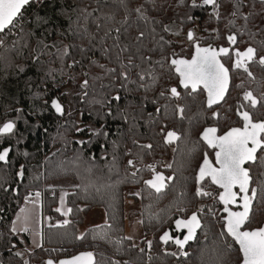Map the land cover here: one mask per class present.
Listing matches in <instances>:
<instances>
[{"label": "trees", "instance_id": "16d2710c", "mask_svg": "<svg viewBox=\"0 0 264 264\" xmlns=\"http://www.w3.org/2000/svg\"><path fill=\"white\" fill-rule=\"evenodd\" d=\"M217 3L210 8L202 0H196L198 6L193 0H43L25 6L14 34L0 43V126L16 125L14 134L0 138V150L11 148L5 164L0 162V264H20L25 257L70 258L86 251L95 256L94 264H239L238 247L215 210L216 198L196 195L205 149L198 134L213 124L202 92L182 100L184 108L195 111L193 120L178 118L166 125L158 110L171 102L169 91L177 81L169 63L173 25L189 29L197 24L213 35L253 31L256 0ZM85 9L91 13L87 19ZM235 19L244 22L241 31L233 29ZM224 21L230 27L223 30ZM233 78L222 106H232L236 91L238 101L243 94ZM85 80L87 87H82ZM54 98L64 106L61 118L50 108ZM170 131L179 139L168 145ZM164 159L170 167L164 168ZM154 172L173 175L161 193L145 184ZM63 180L74 186L51 185ZM255 187L248 230L264 223V185ZM130 188L139 195H126ZM62 190L71 209L67 224L57 211ZM35 192L43 195L48 226L45 247L30 251L27 231L14 233L12 223ZM127 198L139 205L143 238L137 244L125 235ZM95 208L103 210L106 223L79 234L84 215ZM194 212L202 227L184 250L187 257L171 255L180 250L163 247L158 238L177 218Z\"/></svg>", "mask_w": 264, "mask_h": 264}, {"label": "snow or ice", "instance_id": "6c2138e0", "mask_svg": "<svg viewBox=\"0 0 264 264\" xmlns=\"http://www.w3.org/2000/svg\"><path fill=\"white\" fill-rule=\"evenodd\" d=\"M32 3L37 5L42 4L43 0H0V33H4L6 29L10 30V26L14 27L15 23L22 15L21 10L25 6H29ZM123 4L124 0H120ZM203 5H209L213 8L218 7L217 0H202ZM260 3L264 5V0H260ZM193 6H198L196 0H193ZM139 13L141 9L137 8ZM85 12V19L91 15L87 10ZM235 15V13H233ZM146 19V17H142ZM38 21L40 18H37ZM247 19V17H245ZM99 27V25H97ZM167 30V29H166ZM119 32V29H117ZM143 36V33H140ZM193 33H188V39L192 40ZM230 44L236 43V36H228ZM2 43V41H0ZM118 46V45H117ZM63 54H67V49L63 50ZM230 51L228 48H220L219 50L213 48H196V53L191 60L185 59H173L171 61L175 71L180 76V84L184 88H190L192 92H196L200 86H203L204 91L207 93V106L211 108L213 105L220 104L225 101L226 94L229 89V69L221 63L218 59L220 56H228ZM236 59L233 63L234 69H242L249 77L253 76V73L249 69L250 63H258L259 66L264 68V56H258L257 50L253 47H248L243 52L236 51L234 53ZM129 59V65L132 66V58ZM125 79H127L126 73H121ZM143 79V75L140 77ZM87 81L85 80L82 87H87ZM170 93L172 97H178L179 93L176 88H171ZM163 95V93H161ZM119 99V97H115ZM244 102L237 110V115L243 121L242 128H232L226 134L217 136L216 128H207L203 132L201 139H203L210 148L217 149L215 156V163L219 167H214L213 164L205 155L203 164L199 168L197 175V184L199 185L206 177L211 179V183L218 185L223 189V192L219 195L220 202L224 205V211L227 213L225 218L224 230L228 236L239 246L240 259L239 264H264V226L253 229L245 230L244 226L250 220V214L253 210V201L257 197V189L250 187L252 177L250 171L244 165L251 162L255 163L258 159V150L264 151V121H254L251 112L244 109V106L255 109L258 104L264 103V97L257 98L251 91H245L242 96ZM51 107L55 109L58 114L63 115L64 110L62 105L56 100L51 101ZM183 113V109H179ZM216 116V113H213ZM16 125L13 121H8L0 126V138L7 135L14 134ZM82 131V129H78ZM179 137L174 132H168L165 136V143H173ZM144 147H151L146 145ZM10 148H3L0 150V161H7ZM129 166H134L133 161H128ZM151 167V166H150ZM170 167V165H169ZM135 175V173H133ZM167 181H171L172 177L165 178L159 173H155L152 179L146 180L145 184L148 188L153 189L156 193H161L167 186ZM234 188L239 189V193L233 191ZM242 194V195H241ZM139 195V193H136ZM197 196L211 195L209 192L203 191L201 188H197ZM39 198L40 193H36ZM241 203L240 211H232L229 209V205H236L237 198ZM63 203V196L61 197ZM182 210V209H181ZM61 212V209H57ZM71 212V209L61 212L62 215H67ZM28 222V218H25V223ZM15 223V222H14ZM68 221L65 220L64 224ZM63 226V225H58ZM175 227L177 231L186 230V234L183 238H173L168 232H165L161 236V241L167 244L172 241L180 250L178 253H170L171 255H178L187 257L188 253L184 251L185 245L189 241L193 240L196 235V230L201 227L200 219L194 212L187 219L176 220ZM15 233V226L12 228ZM23 231H28V228H23ZM80 237H78L79 239ZM151 246V242H149ZM15 247V245H13ZM16 256H22L23 253L16 252ZM24 264H28L25 260ZM45 264H53L52 259L45 261ZM60 264H93L92 253H83L79 256L73 257L71 260H62Z\"/></svg>", "mask_w": 264, "mask_h": 264}, {"label": "flooded vegetation", "instance_id": "af4514ba", "mask_svg": "<svg viewBox=\"0 0 264 264\" xmlns=\"http://www.w3.org/2000/svg\"><path fill=\"white\" fill-rule=\"evenodd\" d=\"M253 9L254 16H256V20L254 21V29L250 33L247 34H240L239 36L235 35L234 33H218V34H211L206 33L204 28H199L198 25H194L193 27L189 29H182L181 27L177 25H173L172 28H174L176 31H179V33H176V37H180V39L177 41L179 45H176L174 42V49L173 54L170 59H185L190 60L194 48L200 47V48H213V49H219V48H228L230 51V54L228 56L221 57V62L224 64L226 68L229 69L230 74V84H231V74L234 75L233 81H234V88L238 90H243V94L245 91H251L254 96L257 98L264 97V68L259 66L258 63H250L249 69L253 73L252 77H249L247 73H245L242 69H234L233 63L236 59L234 53L236 51L243 52L248 47H253L257 50L258 56H264V16L257 17V15L264 13V5L260 3V1H257L256 4L251 5ZM210 8H213L210 6ZM222 24H225L224 22H221ZM230 25L228 23L223 26V30L229 28ZM245 27L244 22H242L239 19H235V27L233 29L238 28V30H242ZM184 31H186V34L183 36ZM193 33V39H188V33ZM234 35L236 36V43L230 44L228 41V36ZM170 63V61H169ZM172 68L173 74L176 76L177 81L175 84L171 85V88H176L179 96L178 97H172L171 93L169 91V95L171 98V102L168 103L166 106H163L162 108H159V114L160 118L166 122V125H170L176 122L178 118H188L189 120H193L195 116V111H193V108L186 107L184 108L182 100H184V97L187 95L191 96L196 93L202 92L203 94V101H204V107L207 111H209V115L212 118L213 124H207L202 127L200 133L205 129L209 127H213L217 129L216 135L222 136L226 132H228L232 128H242L243 127V121L240 119V117L237 115V110L240 108V106L244 103L242 101L241 95H239V101H238V93L236 91L235 98L232 99V106H222L221 104H218L216 106H213L211 108H207L205 104V93L202 89H198L196 92H191L190 88L182 89L179 85V76L175 74V68L174 66H170ZM230 87V86H229ZM170 88V89H171ZM183 109V113L179 111V109ZM166 110V111H165ZM242 110H248L251 112L253 120L254 121H264V103L258 104L255 109H252L248 107L247 105L244 106V109ZM169 113V114H168ZM213 113H216V116H213ZM205 116V113L203 112L201 116ZM172 132V131H170ZM198 134V139L199 135ZM200 140V139H199ZM205 149L202 150V159L199 163V168L204 161L205 155H207V158L209 161L213 164L214 167H218L215 163V153L216 149H209L202 141H200ZM168 145L172 143H167ZM257 161L255 163H247L244 166L249 169L250 175L252 177V182L250 184V187L258 186V185H264V151L258 150L257 152ZM164 168H166L170 161L167 159L163 160ZM199 173V169H198ZM161 174V173H159ZM154 175V173H153ZM152 175V177H153ZM163 175L165 178H168L167 176ZM173 178V175H171ZM182 178V177H181ZM197 181V179H196ZM166 179V183H167ZM203 185V186H202ZM201 189L205 192L211 193V195L203 196V197H211L212 199L216 198V201H214L215 204V210H219L217 215L219 217L220 222L224 225L222 219L225 217V214L222 213L224 210V206L220 204L218 201L219 193L222 192V190L217 189L211 184L210 178L206 177L200 184ZM233 191L239 193V189H234ZM242 195V194H241ZM240 200L237 199V203H239ZM230 210L232 211H238L239 207H233L228 206ZM186 219V218H183ZM173 227V226H172ZM245 229V226H244ZM248 230V229H245ZM171 236L175 238L178 233L173 231V228L170 229ZM184 232H181L179 234V237L181 238L183 236ZM170 245H173L176 247L173 243H170ZM177 248V247H176ZM88 252V251H86ZM95 258V256H94ZM48 259H52L54 264H57L60 260L68 259L67 257L62 258H23L20 264H24V261L27 260L28 264H45V261ZM102 260V259H101ZM96 259H94L95 263ZM105 262H109L108 259H104ZM93 263V264H94Z\"/></svg>", "mask_w": 264, "mask_h": 264}, {"label": "rangeland", "instance_id": "374dc122", "mask_svg": "<svg viewBox=\"0 0 264 264\" xmlns=\"http://www.w3.org/2000/svg\"><path fill=\"white\" fill-rule=\"evenodd\" d=\"M170 32L172 34L170 36L172 40L176 43V45H179L177 41L180 39V37L175 36V34L179 33V31H176L174 28H171ZM185 34L186 31H184L183 36ZM179 175L181 176L183 174L180 173ZM51 185L53 187H62V188H68L74 186L73 182L70 180L53 182ZM136 193H138L137 188H130L129 190L126 191V195H133ZM3 199L4 197L1 196L0 203L3 201ZM138 213H139V205L135 204L134 202H131V200L127 198L125 201V235L127 238L131 239L135 244H137L143 238ZM105 223H106V218L103 210L99 208L92 209L87 214L84 215L83 222L78 227L79 234L83 233L86 229L90 227L100 226ZM29 250L30 251L34 250V248L30 246Z\"/></svg>", "mask_w": 264, "mask_h": 264}, {"label": "crops", "instance_id": "0c3cea01", "mask_svg": "<svg viewBox=\"0 0 264 264\" xmlns=\"http://www.w3.org/2000/svg\"><path fill=\"white\" fill-rule=\"evenodd\" d=\"M36 193H40L39 198H37ZM62 196L63 203L61 202ZM26 201L16 213L12 223V228L15 226V232H26L23 231V228L27 227V234L29 235L30 246L34 249L44 248L43 230L46 226H48V219L43 214V195L41 192H35ZM65 201L66 191L62 190L58 194L57 205V209L60 208L61 212L66 211L68 209ZM61 212L59 213L61 214ZM67 215H62L64 217V221L67 219ZM26 217L28 218L27 223H25Z\"/></svg>", "mask_w": 264, "mask_h": 264}, {"label": "water", "instance_id": "95a60500", "mask_svg": "<svg viewBox=\"0 0 264 264\" xmlns=\"http://www.w3.org/2000/svg\"><path fill=\"white\" fill-rule=\"evenodd\" d=\"M256 1H260V0H256ZM23 10V9H22ZM21 10V11H22ZM7 30V29H6ZM5 30V31H6ZM0 34H2V33H0ZM220 49V48H219ZM219 49H216V50H219ZM195 53H196V48H194V52H193V55H192V57L195 55ZM192 57H191V59H192ZM221 57H224V56H220V57H218V59L221 61ZM190 59V60H191ZM173 59H170V65H172L171 64V61H172ZM222 63V62H221ZM175 72V74H177V72L176 71H174ZM178 75V74H177ZM179 76V75H178ZM179 85H180V87L182 88V89H186V88H184L183 86H181V84H180V76H179ZM229 86H230V74H229ZM198 89H202L203 91H204V89H203V86H200ZM191 90V89H190ZM229 90V89H228ZM192 92V91H191ZM204 93H205V104H206V107L207 108H209L208 106H207V93L204 91ZM227 95V94H226ZM54 99H56V98H54ZM53 100V99H52ZM51 100V101H52ZM57 101H58V99H56ZM59 102V101H58ZM60 103V102H59ZM222 103V102H221ZM220 103V104H221ZM61 104V103H60ZM62 105V104H61ZM216 105H218V104H216ZM216 105H213V106H216ZM212 106V107H213ZM62 107H63V110H64V114H65V109H64V106L62 105ZM50 108L52 109V111L54 112V114L56 115V116H58V117H63L64 116V114L63 115H61V114H58L56 111H55V109H53L52 107H51V102H50ZM209 128H213V127H209ZM205 129H207V128H205ZM205 129L200 133V135H199V139H200V141H202L203 143H204V145H206L209 149H214V148H210L209 146H208V144L203 140V139H201V136H202V134H203V132L205 131ZM227 133V132H226ZM225 133V134H226ZM224 135V134H223ZM7 148H10V147H7ZM216 151H217V149H216ZM10 152H11V148H10ZM10 152H9V154H10ZM8 159V158H7ZM215 161H216V156H215ZM2 164H5V161H0ZM202 164H203V162H202ZM201 164V165H202ZM217 165V164H216ZM218 167H219V165H217ZM210 181H211V179H210ZM212 184V183H211ZM214 187H216L217 189H220V190H222V192H223V189L222 188H220L218 185H215V184H212ZM234 189H238V188H234ZM233 189V190H234ZM221 192V193H222ZM221 193H219V195L221 194ZM237 199H239V197L237 198ZM218 201L220 202V200H219V197H218ZM241 203V201L239 202V203H237L236 205H229V206H233V207H239V204ZM253 203H254V201H253ZM220 204L221 205H223L221 202H220ZM224 206V205H223ZM240 210H242V209H240L239 208V210L238 211H240ZM222 213H224L225 214V217L222 219V221H223V223H224V225H225V218L227 217V213L223 210L222 211ZM197 214V213H196ZM192 215V214H191ZM191 215H189L188 217H190ZM197 216H198V214H197ZM187 217V218H188ZM186 218V219H187ZM199 218V217H198ZM180 219H183V218H177L176 220H180ZM200 219V218H199ZM176 220L173 222V231H175V232H177L178 233V235L176 236V237H179V234L181 233V232H184V234H183V236L186 234V230H182V231H177L176 230V227H175V222H176ZM201 222V221H200ZM224 225H223V229H224ZM262 226H264V223L261 225V227ZM201 227H202V223H201ZM201 227L199 228V229H197L196 230V235H195V238L193 239V240H191V241H189L188 242V244L187 245H185V249H186V247L188 246V245H190V244H192V243H194L195 242V240H196V238H197V235H198V232L200 231V229H201ZM165 232H168L170 235H171V231L170 230H166ZM165 232H163L161 235H160V237L158 238V241H159V243L163 246V247H165V246H167L168 244H170V243H172V241H169L167 244H164L162 241H161V236H163V234L165 233ZM224 232H225V230H224ZM226 233V232H225ZM226 235H227V233H226ZM183 236L181 237V239L183 238ZM228 236V235H227ZM175 237V238H176ZM231 240H232V238L230 237V236H228ZM180 238V237H179ZM233 241V240H232ZM234 243H235V241H233ZM174 244V243H173ZM175 245V244H174ZM235 245L238 247V249H239V246L235 243ZM176 246V245H175ZM177 247V246H176ZM184 249V250H185ZM83 253H89V252H80V253H78V254H76V255H74V256H72V257H70V258H68V259H64V260H71L73 257H76V256H79V255H81V254H83ZM91 253V252H90ZM93 255V254H92ZM94 255H93V263H94ZM60 261H62V260H60ZM60 261L57 263V264H60ZM54 264V263H53Z\"/></svg>", "mask_w": 264, "mask_h": 264}, {"label": "built area", "instance_id": "2783aa9c", "mask_svg": "<svg viewBox=\"0 0 264 264\" xmlns=\"http://www.w3.org/2000/svg\"><path fill=\"white\" fill-rule=\"evenodd\" d=\"M17 26L18 25L16 22L14 27L10 26V30L7 29L2 35L0 34L1 35L0 41L2 40L3 37H6L9 34H14V31L17 28ZM26 233H28V232H26Z\"/></svg>", "mask_w": 264, "mask_h": 264}]
</instances>
